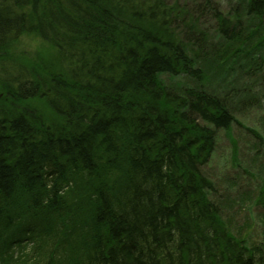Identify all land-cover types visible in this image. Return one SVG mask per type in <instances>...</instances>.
<instances>
[{
    "label": "trees",
    "instance_id": "16d2710c",
    "mask_svg": "<svg viewBox=\"0 0 264 264\" xmlns=\"http://www.w3.org/2000/svg\"><path fill=\"white\" fill-rule=\"evenodd\" d=\"M226 10L0 0V264H264L200 172L241 126L228 77L264 73V0Z\"/></svg>",
    "mask_w": 264,
    "mask_h": 264
},
{
    "label": "rangeland",
    "instance_id": "374dc122",
    "mask_svg": "<svg viewBox=\"0 0 264 264\" xmlns=\"http://www.w3.org/2000/svg\"><path fill=\"white\" fill-rule=\"evenodd\" d=\"M213 1L220 3L222 11H228L226 4L229 0ZM204 28L211 30L212 26L205 22ZM25 39H21L20 47L32 56L39 48L38 42L31 38L27 41ZM56 52L55 49L54 54ZM239 70L245 71L243 66ZM237 73L236 76H229L228 81L233 87L247 91L233 97L231 105L230 97L236 94L235 91H230L232 86L227 87L225 96L227 105L232 108L233 115L241 126L233 124L229 131H216L214 152L201 167V172L212 180L215 191L209 197L219 206L222 219L236 237L251 236L259 240L264 237V208L258 203V198L264 193V73L260 77L245 75L239 71ZM250 73L255 72L252 70ZM215 84L213 81V85ZM250 96L256 97L258 101L252 104H245L247 101H244L241 104ZM245 127L255 130L263 137V141L244 129Z\"/></svg>",
    "mask_w": 264,
    "mask_h": 264
}]
</instances>
